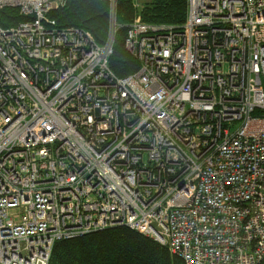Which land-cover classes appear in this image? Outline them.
Segmentation results:
<instances>
[{"label":"built area","instance_id":"2783aa9c","mask_svg":"<svg viewBox=\"0 0 264 264\" xmlns=\"http://www.w3.org/2000/svg\"><path fill=\"white\" fill-rule=\"evenodd\" d=\"M59 27L66 0H0V264H48L55 241L129 227L184 264H264V0H187L179 25L132 19L109 67Z\"/></svg>","mask_w":264,"mask_h":264},{"label":"trees","instance_id":"16d2710c","mask_svg":"<svg viewBox=\"0 0 264 264\" xmlns=\"http://www.w3.org/2000/svg\"><path fill=\"white\" fill-rule=\"evenodd\" d=\"M187 0H149L141 7L142 21L179 25L186 15ZM135 14L132 0H117L116 22L119 25L113 42L109 67L118 76L138 69V62L124 47L126 24ZM57 26L87 29L99 43L106 39L109 21L108 4L102 0H66L65 5L49 13ZM15 7L0 9V25L10 27L26 20ZM48 264H184L167 248L126 226L110 227L70 239L55 241Z\"/></svg>","mask_w":264,"mask_h":264},{"label":"rangeland","instance_id":"374dc122","mask_svg":"<svg viewBox=\"0 0 264 264\" xmlns=\"http://www.w3.org/2000/svg\"><path fill=\"white\" fill-rule=\"evenodd\" d=\"M149 0H132V5L135 9V14L133 16L132 19L136 18V17H140L139 12L141 7L144 5V3L148 2Z\"/></svg>","mask_w":264,"mask_h":264}]
</instances>
